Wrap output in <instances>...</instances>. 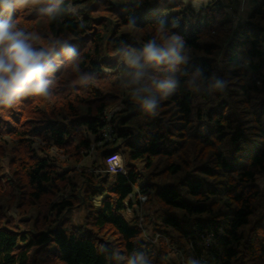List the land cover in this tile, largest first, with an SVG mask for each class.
Returning <instances> with one entry per match:
<instances>
[{"label": "trees", "instance_id": "16d2710c", "mask_svg": "<svg viewBox=\"0 0 264 264\" xmlns=\"http://www.w3.org/2000/svg\"><path fill=\"white\" fill-rule=\"evenodd\" d=\"M193 1L0 7L50 68L46 96L0 104V148L18 146L0 185L37 210L0 212V264H264V0L238 20V0ZM149 42L174 55L130 67ZM94 143L100 162L72 167Z\"/></svg>", "mask_w": 264, "mask_h": 264}, {"label": "clouds", "instance_id": "9594fccd", "mask_svg": "<svg viewBox=\"0 0 264 264\" xmlns=\"http://www.w3.org/2000/svg\"><path fill=\"white\" fill-rule=\"evenodd\" d=\"M39 0H16V6L26 8ZM0 7H10L8 0H0ZM24 32L15 29L9 21L0 22V104L11 103L25 94L46 96L48 81L45 79L50 68L46 63L48 54L35 50ZM174 53L158 48L149 42L141 55H129L130 67H137L141 56L146 63H163ZM179 59V58H177ZM169 85H162L167 87ZM148 108L152 105L147 104Z\"/></svg>", "mask_w": 264, "mask_h": 264}, {"label": "rangeland", "instance_id": "374dc122", "mask_svg": "<svg viewBox=\"0 0 264 264\" xmlns=\"http://www.w3.org/2000/svg\"><path fill=\"white\" fill-rule=\"evenodd\" d=\"M207 1H209V0H207ZM238 1L239 2L233 1V5L238 8L237 13L233 14V16L235 18L234 20H236V18L238 20L239 18H241V16L246 17V15H247L246 12L250 9L249 8L250 0L249 1L248 0H238ZM200 3L201 2L198 0L193 1L194 6H199ZM123 86H124V88L128 87L129 82L124 81ZM117 110H119V107L117 108ZM111 117H112V113H111V115L110 114L108 115L107 129L112 128V123L110 121ZM107 129H105V130H107ZM99 138H102V135ZM111 139H113L112 136H104L102 140H103V143H105ZM96 146L97 145H95V143H94L91 147V150H89L88 152L84 151L85 155H84V158L82 159V161L79 162L80 164L72 162V165H73L72 167H74V165H75L76 168H78L79 170H82L85 167L84 164L91 166V164L94 162V160H97V161L99 160V162H100V156H99L98 150H96ZM16 148H18V146L16 143L14 144V139L11 136L7 137L6 144H4L3 148H0V156L3 154L1 157V161H0V175H3V173L5 174L6 172H8V174H13L14 169H16V171H17L16 164H14L12 162L13 158L15 156ZM106 160H107L106 170L108 172H110L111 174H114L118 171L124 170L125 157H124L122 152L117 151V152L109 155ZM97 171L100 173L101 172H103V173L107 172V171H105V169H104V171L101 169H98ZM73 176H75L77 178V180L79 182H81V177L79 175L75 174ZM1 182H3V184L5 185V186L0 185V212H2L3 215L5 216L4 220L8 219V220H11L12 222L15 223V222H18L20 219H23V218L29 219L30 217L36 216L37 210L33 209L32 207H25V206L19 205L20 204V199H19L20 190L17 187V185L14 184V185L10 186V184L8 182H6V179H3V178H1ZM58 199H59V197H56L55 201ZM141 199H142V201H145L147 199V197L142 196ZM43 210L44 211L47 210V207H44ZM55 214H56V211L54 210L53 214L51 213L50 216L54 217ZM84 214H86V211L84 209L75 208V210L71 214V217L73 218V220H75L74 222H78L83 218ZM141 219H142V217H141ZM146 231L148 232V234L146 232L145 236L147 235L149 237L152 234V230L148 229ZM145 236H144V238H145ZM209 240H210L209 238H206L205 243L207 244V242ZM199 245H201V244H199ZM171 254L176 255V253L173 251L171 252ZM179 255H180V253H179ZM187 264H196V263H194L192 261H190V262L187 261Z\"/></svg>", "mask_w": 264, "mask_h": 264}, {"label": "built area", "instance_id": "2783aa9c", "mask_svg": "<svg viewBox=\"0 0 264 264\" xmlns=\"http://www.w3.org/2000/svg\"><path fill=\"white\" fill-rule=\"evenodd\" d=\"M112 134H113V128H108L105 132H104V134L102 135V138H101V143L103 142V137L104 136H112Z\"/></svg>", "mask_w": 264, "mask_h": 264}, {"label": "crops", "instance_id": "0c3cea01", "mask_svg": "<svg viewBox=\"0 0 264 264\" xmlns=\"http://www.w3.org/2000/svg\"><path fill=\"white\" fill-rule=\"evenodd\" d=\"M198 1H200L201 3H200V5L202 4V3H205V2H207V0H198ZM199 5V6H200Z\"/></svg>", "mask_w": 264, "mask_h": 264}]
</instances>
